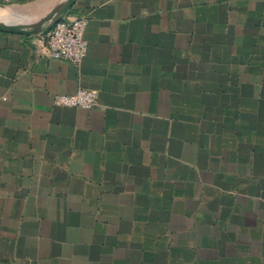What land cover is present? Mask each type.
<instances>
[{
    "label": "crops",
    "instance_id": "obj_1",
    "mask_svg": "<svg viewBox=\"0 0 264 264\" xmlns=\"http://www.w3.org/2000/svg\"><path fill=\"white\" fill-rule=\"evenodd\" d=\"M79 16L80 66L0 31V264H264V0ZM82 88L94 109L56 105Z\"/></svg>",
    "mask_w": 264,
    "mask_h": 264
},
{
    "label": "built area",
    "instance_id": "obj_2",
    "mask_svg": "<svg viewBox=\"0 0 264 264\" xmlns=\"http://www.w3.org/2000/svg\"><path fill=\"white\" fill-rule=\"evenodd\" d=\"M0 2L16 4L19 0H0ZM88 25L87 16L61 19L43 34L41 44L37 48L38 53L80 66L88 54V41L85 36ZM97 101L96 91L83 88L74 94H62L55 98L58 106L84 110L94 109Z\"/></svg>",
    "mask_w": 264,
    "mask_h": 264
},
{
    "label": "water",
    "instance_id": "obj_3",
    "mask_svg": "<svg viewBox=\"0 0 264 264\" xmlns=\"http://www.w3.org/2000/svg\"><path fill=\"white\" fill-rule=\"evenodd\" d=\"M75 2L76 0H62L47 15L38 18L36 21H32L29 17L31 14L25 13L22 10L10 11L9 14L13 16L12 18L5 15L0 18V31L42 35L58 21L65 18L64 16L73 8ZM0 8L2 9L3 7Z\"/></svg>",
    "mask_w": 264,
    "mask_h": 264
},
{
    "label": "rangeland",
    "instance_id": "obj_4",
    "mask_svg": "<svg viewBox=\"0 0 264 264\" xmlns=\"http://www.w3.org/2000/svg\"><path fill=\"white\" fill-rule=\"evenodd\" d=\"M0 7H3L2 9H4V10H2L1 8H0V18L2 17V16H7V17H9V18H12L13 16H11L10 14H9V12L10 11H19V10H22L23 12H25V13H28V14H31V15H29V17L32 19V21H36L38 18H40V15H39V11H38V9L35 7V6H27V5H24V4H21V3H16V4H5V3H1L0 2ZM8 12V13H4V12ZM5 18V17H4Z\"/></svg>",
    "mask_w": 264,
    "mask_h": 264
}]
</instances>
